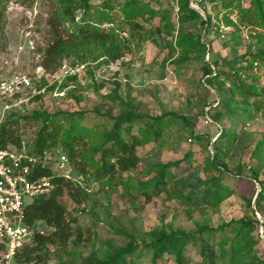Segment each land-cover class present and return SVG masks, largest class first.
<instances>
[{
    "label": "rangeland",
    "instance_id": "rangeland-1",
    "mask_svg": "<svg viewBox=\"0 0 264 264\" xmlns=\"http://www.w3.org/2000/svg\"><path fill=\"white\" fill-rule=\"evenodd\" d=\"M85 1L89 4L100 2L0 0L6 7L0 32V71L32 75L41 66L44 50L53 40L49 21L55 16V11L59 12L62 4L77 7ZM127 1L106 0L112 2L117 16L120 15L119 7ZM145 1L149 2L156 15L144 14L148 21L145 31L139 35L122 25L124 32L120 35L126 43L118 61L106 63L98 53L83 55L80 59H64L61 66L78 63L84 65V70L76 77L54 85L52 89H57H50L47 96L30 102L23 114L12 115L8 119L10 122L19 119L11 128L21 136L20 148L31 150L41 125L38 118L23 120L22 116L42 114L64 126L72 115L81 117L82 126L98 128L104 124L109 126L111 119L119 115L132 114L138 116L133 126L135 133L138 127L150 124L155 118L165 117L167 120L170 114L174 115L178 120L165 129L164 145L149 143L137 148L138 167L166 165L187 158L189 171L180 177L182 182L170 188L169 193H161L139 211L131 207L117 186L100 190L90 171L82 174L75 165L79 158L68 160L70 181L81 189L80 202L73 201L66 190L57 201L76 218L77 223L71 228L82 231V240H85V244L77 245L70 241L68 248L82 250L78 264L87 261L97 264L108 260L116 251L129 248H133L131 257L138 259L140 264H151L153 251L150 246L161 235L189 237L204 229L230 226L231 229L225 233L233 236L236 231L238 238L245 239L250 252L246 261L238 264H264V191L256 202L260 186L250 176L252 170L258 171L259 182H264V157L256 147L264 140V118L257 115L240 121L242 116L236 115L234 126L237 136L231 145L225 143L222 126L226 128L230 123L229 109L232 106L222 103L221 99L231 96L234 103H239L242 98L229 94L227 75L213 77L217 71L212 65L219 59L240 58L262 48L264 41L259 42V38L264 37V29L241 24L236 11L221 4L226 0ZM185 2L189 8L202 11L203 14L195 10L200 18L191 17L181 10L180 4ZM232 2H241L248 7L252 0ZM204 11L210 17L209 26L201 23L207 20ZM103 27L107 29L109 25L104 24ZM178 39L184 46L202 42L205 49L185 51L176 43ZM202 58L212 69L209 79L203 73L205 65ZM240 63L236 68H243ZM220 71L225 72V69ZM247 72L248 77H243L242 82L232 79L234 83L255 85L256 92L264 94V68L253 63ZM90 144H75V152L96 157V148ZM214 146L225 151L214 157ZM186 182H202L199 195L217 183L226 186L231 195L215 206L205 202L186 206L173 196L177 191L183 194L190 191L183 185ZM232 225L239 228L234 230ZM33 229L45 233L53 230L42 222L36 223ZM49 248L52 253L46 264H58L55 249ZM183 250L191 263L200 262L197 245L187 243ZM165 258L167 264L175 263L173 257ZM10 264L35 263L12 260Z\"/></svg>",
    "mask_w": 264,
    "mask_h": 264
},
{
    "label": "trees",
    "instance_id": "trees-1",
    "mask_svg": "<svg viewBox=\"0 0 264 264\" xmlns=\"http://www.w3.org/2000/svg\"><path fill=\"white\" fill-rule=\"evenodd\" d=\"M221 4L226 8L235 10L241 24L250 28L264 29V0H252L248 7L243 6L241 2H232V0H226ZM180 5L181 10L189 13L191 17L200 18V15L189 8L186 2L184 5ZM5 8V4L0 2V32H2ZM77 10L79 17L76 15ZM113 10L112 2H106V0H100L98 4H89L85 1L77 7L62 4L59 12L55 11V16L49 21L53 40L47 45L43 53L41 67L45 72L48 74L55 73L64 59L70 57L80 59L83 55L95 53L105 58L106 63L118 61L122 57V48L126 43V40L120 35L121 32H124L122 25H125L131 33L139 35L145 31L146 21H148L147 18L143 17L144 14L156 15L149 2L145 0L123 2L118 9L119 16ZM204 13L207 20H203L201 23L209 26L210 17L205 11ZM141 19L142 21H140ZM104 24L109 25V27L105 29ZM67 26L70 27V30L67 29ZM261 40L264 41V37H260L259 42ZM176 43L184 50L204 51L205 49L202 42L184 46L178 39ZM239 62H241L242 69L236 68ZM202 63L205 65L204 75L208 76V79L211 78L212 69L210 65L204 62L203 58ZM253 63L264 68V45L262 48L256 49L254 53L243 55L240 58L230 60L222 58L212 62L214 70L217 71L213 77L217 78L219 74L227 75L226 85L229 94L232 97L241 96L242 98V102L239 103H234L233 98H230L231 96L221 99L222 103L232 106L229 109L230 123L226 128L222 126L227 145H231L237 136L234 126L236 115L242 116L240 121L252 119L257 115L264 118V94L257 93V86L255 85H236L232 80L238 79L242 82L243 77L249 76L247 69ZM223 68L225 72L220 71ZM40 98L42 97H36L31 102ZM22 118L23 120L28 118L29 120H37L38 118L41 121L30 151L41 153L46 150L60 149L59 151L70 161L79 158L75 165L82 171V174L87 170L90 171L92 180L97 183L102 191L117 186L135 211L141 210L143 205L151 202L161 193H169L170 188L182 182L180 177L189 171L187 158L166 165L143 169L138 167L137 148L149 143L164 145L166 141L164 138L165 129L171 125L170 123H175L178 120L176 116L171 114L167 120L165 117L153 119L150 124L138 127L135 133L133 126L138 116L132 114L119 115L111 119L109 126L104 124L103 127L99 126L98 128L82 126L80 124L81 117L75 118L72 115L69 116V123L64 126L42 114H32L31 116H22ZM217 118L219 117H215V119ZM18 120V118L13 122L7 120L0 127V148L7 145L20 148L21 136L11 128ZM82 142L92 143L90 145L96 148L94 151H96L97 156L75 152V144ZM256 147L264 157V140L258 142ZM223 151L225 150H222L220 146H214L213 156H220ZM44 173L49 174V171L44 170ZM134 175L140 176L136 178ZM250 176L252 180L259 183L260 194L256 200L259 202L261 192L264 191V182H259L258 171L252 170ZM52 182L54 188L49 196L35 198L25 206L23 223L33 228L36 222H42L53 230L47 233L33 230L31 242L15 254L14 261L46 264L48 256L52 253L49 246L55 249L58 264H78L81 258L82 250H72V248H68V244L70 241L76 245L78 243L85 244V240H82L83 232L71 228L72 224L77 223L76 218H73L72 214L67 212L64 206L57 201L63 190H66L70 198L79 203L81 189L71 181L57 176H52ZM201 184L202 182L183 183L190 191L187 194L177 191L173 196L186 206H196L204 202L210 206H215L231 195V191L226 186L218 183L213 184L205 192L203 191V194L199 195L198 193L202 191ZM198 199H200L199 202H197ZM234 224L240 225V223ZM232 226L235 228L234 230L239 228L236 225ZM229 227L216 230L204 229L199 234L189 237L161 235L159 239L153 240V245L150 246L153 251L151 264H167L165 257L168 256L174 258V264H195L186 259L183 249L187 243L198 246L200 262L196 264H238L244 262L250 256L245 239L238 238L236 231L233 236L226 234L225 231L231 229ZM231 231L233 232V230ZM217 234H219L218 237H216ZM132 252L133 248L118 250L108 260L97 264H140L138 259L131 257ZM127 255L129 258H126ZM82 263L93 264L91 261Z\"/></svg>",
    "mask_w": 264,
    "mask_h": 264
},
{
    "label": "built area",
    "instance_id": "built-area-1",
    "mask_svg": "<svg viewBox=\"0 0 264 264\" xmlns=\"http://www.w3.org/2000/svg\"><path fill=\"white\" fill-rule=\"evenodd\" d=\"M83 70L84 65L77 63L61 66L53 74L41 66L32 75L0 71V127L12 115L23 114L32 99L47 96L54 85ZM52 176L70 181L68 159L59 150L35 153L12 145L0 148V264H10L31 242L34 229L23 223L24 208L33 199L50 195Z\"/></svg>",
    "mask_w": 264,
    "mask_h": 264
},
{
    "label": "water",
    "instance_id": "water-1",
    "mask_svg": "<svg viewBox=\"0 0 264 264\" xmlns=\"http://www.w3.org/2000/svg\"><path fill=\"white\" fill-rule=\"evenodd\" d=\"M191 8L194 9V10H196V11H198L199 13L203 14L202 11H201L200 9H197V8H195V7H191Z\"/></svg>",
    "mask_w": 264,
    "mask_h": 264
}]
</instances>
